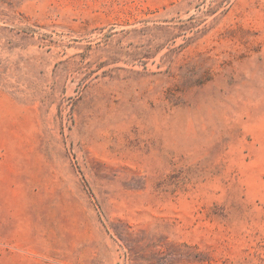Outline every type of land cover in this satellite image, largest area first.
Returning a JSON list of instances; mask_svg holds the SVG:
<instances>
[{
    "label": "rangeland",
    "instance_id": "rangeland-1",
    "mask_svg": "<svg viewBox=\"0 0 264 264\" xmlns=\"http://www.w3.org/2000/svg\"><path fill=\"white\" fill-rule=\"evenodd\" d=\"M0 264H264V0H0Z\"/></svg>",
    "mask_w": 264,
    "mask_h": 264
}]
</instances>
